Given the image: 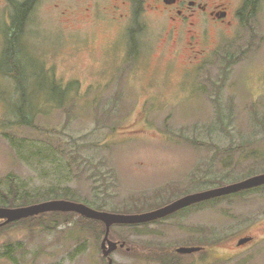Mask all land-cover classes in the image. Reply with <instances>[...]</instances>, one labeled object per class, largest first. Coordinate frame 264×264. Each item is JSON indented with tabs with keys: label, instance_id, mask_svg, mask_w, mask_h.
I'll list each match as a JSON object with an SVG mask.
<instances>
[{
	"label": "rangeland",
	"instance_id": "374dc122",
	"mask_svg": "<svg viewBox=\"0 0 264 264\" xmlns=\"http://www.w3.org/2000/svg\"><path fill=\"white\" fill-rule=\"evenodd\" d=\"M88 1H39L14 46L25 98L3 44L13 7L0 0V202L13 188L18 198L68 191L93 208L137 214L264 173V0L194 47L170 36L161 15L143 8L118 28L105 9L86 11ZM24 103L31 125L20 123ZM39 221L7 224L0 264H108L104 235L80 216L51 229ZM245 235L253 241L238 247ZM110 238L126 242L113 264L173 254L180 264H264V184L161 221L116 224ZM198 244L203 252H176Z\"/></svg>",
	"mask_w": 264,
	"mask_h": 264
},
{
	"label": "flooded vegetation",
	"instance_id": "af4514ba",
	"mask_svg": "<svg viewBox=\"0 0 264 264\" xmlns=\"http://www.w3.org/2000/svg\"><path fill=\"white\" fill-rule=\"evenodd\" d=\"M10 1L13 8L11 12L6 10L8 21L4 33L3 44L5 47H14L19 44L20 40L18 39L21 36V32L27 29L26 26L29 23L30 16L38 8L40 0ZM106 1L89 0L85 10L92 11L93 9L96 13H99L105 9L106 21L116 23L119 28L126 22L131 23L132 20L134 21V16L136 19L144 8L143 10L161 15L166 19L170 25L168 33L170 36L177 33L179 37L187 38V43L190 47H194L198 39H208L212 30L229 29L236 21L253 17L262 0H116V2L113 0L112 4L111 1L106 4ZM103 4L105 5L103 6ZM139 6L141 7L139 8ZM11 30L20 34L16 37L12 36ZM130 39L132 45H138L135 37L132 36ZM197 52L201 53V51ZM262 186L249 189H256ZM161 219L155 221H161ZM253 238V236L245 235L237 241V246H247L253 241ZM242 239L250 240L245 244L239 245V241ZM195 246H199L201 249L190 253V255L203 252L205 249L202 244ZM177 254L182 255L178 252Z\"/></svg>",
	"mask_w": 264,
	"mask_h": 264
},
{
	"label": "water",
	"instance_id": "95a60500",
	"mask_svg": "<svg viewBox=\"0 0 264 264\" xmlns=\"http://www.w3.org/2000/svg\"><path fill=\"white\" fill-rule=\"evenodd\" d=\"M263 184L264 173H261L238 182L193 192L177 198L154 210L137 214L107 212L105 210L93 208L85 202H78L64 198L50 199L23 206H0V219L3 220L0 222V226L46 212H75L79 215L85 216L89 219L101 221L105 224L106 230L101 242V249L103 256L108 258V264H113V259L111 257L112 252H114L118 247H124L126 245L125 241L120 242L110 238L111 229L114 225L144 224L152 222L161 218H165L194 203L236 193ZM249 240L250 239H242L239 241V245L245 244ZM200 249L201 247L199 246H181L177 249V252L181 254H190L199 251Z\"/></svg>",
	"mask_w": 264,
	"mask_h": 264
},
{
	"label": "trees",
	"instance_id": "16d2710c",
	"mask_svg": "<svg viewBox=\"0 0 264 264\" xmlns=\"http://www.w3.org/2000/svg\"><path fill=\"white\" fill-rule=\"evenodd\" d=\"M248 19V18H247ZM245 18V20H247ZM17 54V49L15 50L14 47H8V57H9V64L11 66V69H9V71L13 69V71H15V78L20 82V91L24 94V97L26 98V89L24 88L23 84L25 83V78L22 75V67L20 65V63L17 60L16 57ZM27 108L28 105L26 103H24L22 106H20V123L23 124H29L31 125V120H29L28 115H27ZM71 196L70 193H68V191L66 193H54L52 195H49L48 197H44L43 199L40 198H35L29 194H24L21 195L18 198V192L16 190V188H13V193L12 194H7L6 199L3 200L2 202H0L1 206H9V207H15V206H23V205H29L32 203H36V202H40L42 200H46V199H51V198H64V199H70ZM75 215L80 216V218L82 220L85 221V223H87V226H89L91 229H93V231H95L98 235L99 234H105V224L101 221L98 220H94V219H89L85 216L79 215L75 212H61V211H53V212H46V213H41L39 215H35V216H31L28 218H24V219H20V220H16L13 222H10L12 225L14 223H21L27 220H35L37 218H40V224H44L46 229H51L53 228V226H59L65 223H70L72 222L73 217H75ZM45 216H51L52 218L49 220L48 223H45L42 219V217ZM2 221V220H1ZM0 221V222H1ZM8 225H3L0 226V232L3 231ZM112 232V229H111ZM111 235V233H110ZM119 241V240H118ZM124 241V240H122ZM174 255V256H173ZM171 256L168 255H163L160 259H161V264H180L176 258V255L173 254Z\"/></svg>",
	"mask_w": 264,
	"mask_h": 264
}]
</instances>
